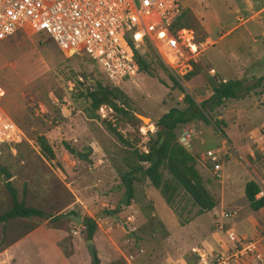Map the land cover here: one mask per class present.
Returning a JSON list of instances; mask_svg holds the SVG:
<instances>
[{"label":"rangeland","instance_id":"obj_1","mask_svg":"<svg viewBox=\"0 0 264 264\" xmlns=\"http://www.w3.org/2000/svg\"><path fill=\"white\" fill-rule=\"evenodd\" d=\"M181 5L183 11L178 23L192 31L196 43L208 42L197 50L200 53L193 58L190 72L174 77L157 56L148 51L143 57L148 65L146 73L137 71L118 88L125 97V115L117 120L116 128L138 152H143L147 140L154 136L155 123L163 113L172 107H184L183 94L191 98L203 95L214 78L219 82L234 81L239 63L245 69L236 95L241 99L256 98L238 103L245 108L241 106L235 111L227 108L229 113L223 115L227 133L243 135L264 123L263 99L257 97L263 94V85L251 88L255 79L264 74V0H181ZM101 81L106 80L95 64L81 56L64 57L45 34L18 32L0 42V87L5 92L2 109L25 138L15 145L0 146V164L10 175L9 180L0 178V215L11 207L3 187L6 182L14 189L18 201L42 213L41 217L0 223V247L37 225H61L58 219L50 220L49 217L60 215L73 199V192L87 207L96 229L103 234L106 220L112 221L111 218L120 214L123 219L119 222L122 223L126 215L139 210L135 214L137 218L129 222L137 239H128L122 234L120 254L108 264H134L140 250L143 251L142 258L149 264H165L167 258L179 256L189 262L185 252L175 253L176 241L171 243L164 224L155 215L166 214L169 208L179 223L194 217L196 210L184 194L174 193L172 203L167 207L158 191L147 189V184L141 180L140 184H134L136 188L132 189L128 206L120 205L124 200L121 175L127 171L128 159H133L131 152L93 118L107 119L114 115L105 106L92 111L85 97L86 92ZM257 101H260L258 107L247 108ZM211 119L208 125L195 121L180 126L175 130V136L180 129L192 130L195 136L191 147L197 146L201 153L213 151L223 135L220 123L213 126L215 114ZM253 133L263 134V130L255 129ZM38 136L44 137L51 146L53 159H45L40 153ZM63 145L74 150L76 155L68 154ZM259 154L260 151L255 152L258 159L261 158ZM101 161L112 168L110 176L101 174L100 167L104 165ZM220 165L222 169L218 174L220 178L222 175L226 186L234 181L236 171L242 172L233 159L220 160ZM161 171L163 178H167L166 172ZM138 187H143V192H139ZM146 189L153 205L146 198L149 195ZM145 209L147 212L143 215ZM76 214L85 217L77 209ZM213 220L211 214L204 213L195 217L192 223L203 225L208 233ZM112 224L117 223L112 221ZM70 225L73 230L68 232L69 237L79 241L82 249L86 248L82 227ZM117 231L119 233V229ZM91 240L94 250L101 252L102 237L98 235L94 241L92 236ZM191 244L194 242L189 243L187 251ZM86 261L91 264L89 258ZM95 263L98 264V260Z\"/></svg>","mask_w":264,"mask_h":264},{"label":"built area","instance_id":"obj_2","mask_svg":"<svg viewBox=\"0 0 264 264\" xmlns=\"http://www.w3.org/2000/svg\"><path fill=\"white\" fill-rule=\"evenodd\" d=\"M182 11L181 0H0V42L18 32L45 34L64 57H87L112 87L119 88L137 74L134 53L143 58L152 51L174 77L190 72L197 50L208 42L196 43L192 31L174 27ZM4 96L0 87V146L15 145L25 138L3 111ZM193 138L187 129L177 136L187 150ZM204 158L214 173L220 170L216 152L206 151ZM259 196L261 192L255 198ZM221 216L229 219L234 213ZM225 236L230 244L225 253L191 248L193 264H264V231L252 240L231 230Z\"/></svg>","mask_w":264,"mask_h":264},{"label":"crops","instance_id":"obj_3","mask_svg":"<svg viewBox=\"0 0 264 264\" xmlns=\"http://www.w3.org/2000/svg\"><path fill=\"white\" fill-rule=\"evenodd\" d=\"M244 69L245 66L239 63V66L236 69L237 78L235 80H239L241 79V77H243L242 74L244 72ZM211 71L212 74H214L215 71L213 70V68ZM214 79L217 81L216 78ZM220 82H225V80H222ZM262 85L264 91V83ZM257 97H259V99L261 100L263 99L264 104V92ZM254 98L256 97L247 96L239 101L227 99L221 104L220 107L216 109L214 113L215 120L222 126L221 133L223 136L221 140L217 142V146L213 151L216 152L221 161H230V159H233L236 165H240L242 170V172H235L234 181L232 183L226 186L222 179V175L220 178V175L218 174V172L222 169L220 163V170L217 173H214L212 171L210 164L204 158V153L209 150L201 153L197 146H192L190 150L183 148L187 152H190V154L194 157V167L201 176L206 190L216 202L214 208H212L208 212H205L211 214L214 220L211 226V230L207 233V230L205 228L203 229V225L199 223H192L195 217L201 215L197 214V212L194 217L189 220L186 219L181 223L177 221V218L173 215L172 211L169 208L166 214L157 215L155 213L159 220L164 224L171 243H174V240L176 241L175 253L183 254L185 252L190 258V261L188 262L181 256L175 259L169 257L167 258L165 264H193V256L190 253L191 248L200 249L208 254L225 253L230 248V244L227 242L225 236V231L227 230H231L238 237H243L248 240L258 238L263 233L264 206L257 209L256 211H252L249 208L248 202L244 195V186L247 182H253L258 188V192L262 193V196H259L256 199L264 198V155H262L264 154V123L263 126H258L257 128H255L262 129L263 134L255 135L253 133L255 130L254 129L252 130L253 132L247 131L243 135L240 134L239 136H235L227 133L228 127L223 116L224 114L229 113V110L227 109L228 107L233 109V111H235L234 109L237 110L242 107L245 108V105H238V103ZM259 102L260 101H257L256 103L252 102L247 106V108L258 107ZM181 130L183 129H180L178 131V134ZM256 151H260L259 155L261 158L258 159L256 157ZM101 164H104L100 167L101 174L104 176H110V174L113 172L112 168L108 165V163H104V161H101ZM215 174H217V177L215 176ZM143 182L147 184L145 185L147 189L152 188L147 181L143 180ZM134 187L136 188V185H134ZM142 189L138 187V190H140L139 192H143ZM147 191V194H149V190ZM72 196L73 199L60 212V215H62L61 219L58 221L61 222V225H37L31 230L23 233L18 238L3 245L2 247H0V264H89L86 261L87 258L90 259L89 254L88 257H86L85 250L87 249H82L79 241H75L72 237H69L68 232L70 230L72 231L73 229L72 227L70 228L71 222L69 220L67 221V219H65L63 216L69 213L77 215V209L80 210V213L85 217L91 219L93 217L90 215V212L88 211L82 200L77 198L73 192ZM146 198L151 202L150 194L147 195ZM162 201L164 202L163 199ZM165 205L168 207L166 203ZM194 209L196 210V208ZM146 212L147 209L142 212L143 215ZM225 212H233L234 216L229 219H224L221 215ZM136 213H139V210L133 212V214L126 215L125 221L122 223L120 222L123 219V216L118 214L116 217L111 218L112 221L117 223L115 225L112 224V221L106 220L104 234L96 229L95 234H93V240L95 241L98 235L102 237V251L97 252V250H94L95 262L96 260H98V264H108L115 256H119V238L122 236V234H126L128 239H137L132 225L131 223H129L131 220L137 218V215H135ZM80 217L82 220L83 217ZM141 217L143 216L141 215ZM172 223L173 225H171ZM97 227L99 226L97 225ZM118 229L119 233L117 231ZM75 233L76 232H74L73 234ZM190 240L191 242H189ZM192 242H194V244H191L189 246V251H187V246ZM116 251H118L119 253H116ZM140 252L141 253L137 254L136 262H134V264H149V262H145L144 258H142L141 254L143 251L140 250ZM124 260H126L127 262L126 258H124ZM248 264L255 263L249 262Z\"/></svg>","mask_w":264,"mask_h":264},{"label":"trees","instance_id":"obj_4","mask_svg":"<svg viewBox=\"0 0 264 264\" xmlns=\"http://www.w3.org/2000/svg\"><path fill=\"white\" fill-rule=\"evenodd\" d=\"M180 17L174 22V27L176 29L185 28L178 23ZM75 57L78 56L67 58ZM81 57L94 64L87 57ZM134 59L137 64V70L146 73L148 65L144 59L138 56L137 53H134ZM263 83L264 75L255 79L251 88H258ZM240 85L241 82L239 80L217 82L214 79L210 81L203 95L191 98L183 94L182 103L184 107L182 109L172 107L158 118L155 123L154 136L147 140L146 144L143 146V152L136 151L131 142L116 128L117 120H119L120 116L125 115L123 107L125 97L122 92L118 90V88L112 87L107 81H101V83L97 82L94 87L88 90L85 97L89 101L92 111L95 112L101 106H105L114 114L107 119H100L98 116H94L93 118L98 119L116 141L123 148L131 152V158L133 159L132 161L128 159L129 163H126L127 171L121 175V183L124 188V200L120 202V205L128 206L129 201L132 199L134 184L144 180L147 181L153 189L159 192L167 205H171L174 193L180 191L187 197L191 205L196 208L197 214L208 212L214 208L216 202L206 190L201 176L194 167V157L178 143L177 136H175L174 132L177 127L188 125L195 121H200L206 125L210 124L212 115L225 100L240 98L236 95V89ZM212 123L215 127L219 124L217 121ZM36 141L42 156L48 160L53 159V151L46 139L42 136H38L36 137ZM63 146L68 154L76 155V152L70 147L67 145ZM161 170L166 172L167 178H163ZM2 176H5L7 180L10 179L7 168L0 164V178ZM3 187L7 191L11 207L0 215V223L9 220L29 219L42 216V213L37 209L26 206L21 201L17 200L15 191L10 186L9 182H6ZM257 193L258 188L253 182H247L245 184L244 195L252 211H256L264 206V198H255ZM49 218L50 220H60L61 215L55 217L50 216ZM81 227L84 232L85 240H91L96 229L95 222L91 218L83 217L81 220Z\"/></svg>","mask_w":264,"mask_h":264},{"label":"water","instance_id":"obj_5","mask_svg":"<svg viewBox=\"0 0 264 264\" xmlns=\"http://www.w3.org/2000/svg\"><path fill=\"white\" fill-rule=\"evenodd\" d=\"M143 123L146 122V119L138 117ZM7 178L5 176L1 177V180H6ZM65 219L69 220L74 225L80 226L81 225V217L79 215H75L73 213H69L65 216H63ZM86 249L88 251L91 264H95V253L93 249V244L91 240H87Z\"/></svg>","mask_w":264,"mask_h":264}]
</instances>
